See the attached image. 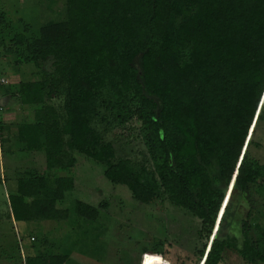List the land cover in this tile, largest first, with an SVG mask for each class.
<instances>
[{
	"label": "trees",
	"instance_id": "16d2710c",
	"mask_svg": "<svg viewBox=\"0 0 264 264\" xmlns=\"http://www.w3.org/2000/svg\"><path fill=\"white\" fill-rule=\"evenodd\" d=\"M67 12L65 22L48 23L36 38L15 37L16 53L24 48L32 63L53 58L54 71L51 81L23 85V104L36 108L15 139L45 153L46 173L26 171L16 180L14 221L68 220L69 209L58 205L75 179L47 176L61 169L67 146L104 164L107 180L141 204L167 200L197 218V237L206 239L197 264H221L233 248L246 263L264 264V224L258 232L251 223L255 206L241 221L240 247L217 236L227 228L229 186L251 196L264 179L250 139L264 120V0H67ZM5 17L0 12V29ZM58 96H65L63 115L47 104ZM135 118L150 166L114 163L113 144L93 128ZM105 206L76 201L73 211L95 221ZM38 252L25 264H66L69 257Z\"/></svg>",
	"mask_w": 264,
	"mask_h": 264
},
{
	"label": "rangeland",
	"instance_id": "374dc122",
	"mask_svg": "<svg viewBox=\"0 0 264 264\" xmlns=\"http://www.w3.org/2000/svg\"><path fill=\"white\" fill-rule=\"evenodd\" d=\"M0 12L6 16L0 29V82H7L0 84V105L4 106V111L3 108L0 110L3 127L0 132V264H25V259L36 249L38 253L48 250L67 253L66 264H197L196 252H200L206 243L204 235L197 237L200 229L197 218L167 200L141 204L126 186L114 185L107 180L104 164L67 146L61 169L47 176L52 182L60 176L69 175L75 179V189L67 192L64 201L58 205L69 209L68 220L14 221L9 196L15 192L16 180L26 171L46 173L45 153L26 151L15 139L19 126L33 121L36 108L23 104V85L44 79L51 81L54 71L53 58L32 63L25 60L24 48L16 53L15 37L24 34L29 39L36 38L48 23L65 22L67 0H0ZM47 104L64 114L65 96L52 97ZM256 125L257 122L250 139L254 136V144L259 143V146L253 144L252 153L264 164V120L257 128ZM93 128L104 143L113 144L114 163L131 160L150 166V150L136 118L124 127L96 121ZM255 188L251 196L242 195L235 186L227 189L228 208L222 219L227 228L222 227L217 232L218 238L228 237L240 247L241 221L252 206H255V216L251 223L261 232L264 179ZM76 201L106 206L100 208L95 221H88L74 213ZM34 237L35 241L32 240ZM44 237H47L48 245H41ZM221 264L248 263L233 248L225 251Z\"/></svg>",
	"mask_w": 264,
	"mask_h": 264
},
{
	"label": "built area",
	"instance_id": "2783aa9c",
	"mask_svg": "<svg viewBox=\"0 0 264 264\" xmlns=\"http://www.w3.org/2000/svg\"><path fill=\"white\" fill-rule=\"evenodd\" d=\"M7 82L5 80H1L0 84H6ZM0 106H3L2 104ZM0 110H2V107H0ZM34 240V239H32Z\"/></svg>",
	"mask_w": 264,
	"mask_h": 264
},
{
	"label": "clouds",
	"instance_id": "9594fccd",
	"mask_svg": "<svg viewBox=\"0 0 264 264\" xmlns=\"http://www.w3.org/2000/svg\"><path fill=\"white\" fill-rule=\"evenodd\" d=\"M220 218H221V217H219L218 223H219V221L222 219V218H221V219H220Z\"/></svg>",
	"mask_w": 264,
	"mask_h": 264
},
{
	"label": "water",
	"instance_id": "95a60500",
	"mask_svg": "<svg viewBox=\"0 0 264 264\" xmlns=\"http://www.w3.org/2000/svg\"><path fill=\"white\" fill-rule=\"evenodd\" d=\"M230 189V188H229Z\"/></svg>",
	"mask_w": 264,
	"mask_h": 264
}]
</instances>
